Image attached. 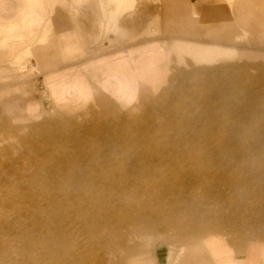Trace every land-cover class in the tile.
I'll return each instance as SVG.
<instances>
[{"label": "rangeland", "instance_id": "374dc122", "mask_svg": "<svg viewBox=\"0 0 264 264\" xmlns=\"http://www.w3.org/2000/svg\"><path fill=\"white\" fill-rule=\"evenodd\" d=\"M7 1L0 22H19L23 0ZM37 2L33 21L0 33V264H149L159 250L180 264L203 246L264 243V31L235 21L229 42L196 46L229 57L196 63L177 52L176 3ZM68 28L87 59L162 41L166 81L128 106L99 88L93 102L66 106L81 99L65 84L53 98V75L72 61L61 52ZM192 146L213 151L208 177L190 157L198 150L185 153ZM195 175L205 178L190 192Z\"/></svg>", "mask_w": 264, "mask_h": 264}, {"label": "crops", "instance_id": "0c3cea01", "mask_svg": "<svg viewBox=\"0 0 264 264\" xmlns=\"http://www.w3.org/2000/svg\"><path fill=\"white\" fill-rule=\"evenodd\" d=\"M123 1L124 6L129 4L132 7L134 3V0ZM7 2L6 4H9V0ZM37 3V0H23L20 21L8 24L0 22V33L4 32L3 29L6 33H12L33 21ZM174 3L178 5L177 52L191 55L196 63H212L229 57L228 50L196 46L214 45V41L208 37L219 35L229 42L234 36L235 21L240 22L243 28L255 30L259 35L264 31V0H168L167 2L169 5ZM168 10H172V7L168 6ZM219 28L223 32H218ZM146 31L155 34V30L151 28H147ZM60 37L63 44L62 59L72 61L68 66L60 69L63 72L53 75L52 79L55 82L52 92L53 98L60 100L58 87L65 84L71 95L81 96V99L74 103L65 102L68 107L83 106L93 102L98 88L128 106L139 99L143 87L158 88L166 81L168 69L165 63L169 59V50L160 40L142 41L87 59L84 57L87 53L86 46L80 40L77 30L68 28L61 32ZM26 93L28 94L26 97L30 99L38 95L36 88H27ZM28 106L37 105L28 104ZM103 108L107 111H115V107L107 101H103ZM224 243L228 251L207 249L203 246L202 252L188 254L180 264H263L264 243L250 241L237 247L225 241ZM149 264H169L165 251L159 250L153 262Z\"/></svg>", "mask_w": 264, "mask_h": 264}, {"label": "bare ground", "instance_id": "6f19581e", "mask_svg": "<svg viewBox=\"0 0 264 264\" xmlns=\"http://www.w3.org/2000/svg\"><path fill=\"white\" fill-rule=\"evenodd\" d=\"M243 122H244V120H242ZM221 130H229V131H235V132H240L242 129L241 128H238V127H233L232 125H222V127H221ZM230 133V132H229ZM231 134V133H230ZM235 137V136H234ZM239 142V141H238ZM228 143V142H227ZM236 144V143H235ZM241 144V143H240ZM243 145V144H242ZM214 146V145H213ZM195 149H197L198 151L195 153V152H193ZM202 150V151H201ZM191 152H193V155L192 156H190L191 158H192V160H193V162H194V164L195 165H198V166H200L201 168H203L205 171H204V173H206V177H208L211 173H212V171H213V168H210V167H206L205 166V164L203 163V158H205V155L206 154H212L213 153V151L212 150H209V149H205L204 147H203V149H200L199 147L198 148H196V147H189V151H187V152H185V153H187V155H189V153H191ZM88 158V157H87ZM216 161V160H215ZM72 163V162H71ZM105 163V162H104ZM216 164V163H215ZM219 165V164H218ZM134 166V165H133ZM193 170L192 169H190V173H192L193 174ZM217 174V173H216ZM201 175H203V174H201ZM224 176V175H223ZM205 178V176H200V175H195V176H193L192 177V179H193V181H192V186H191V188H190V192H196V184L198 183V182H201V180L202 179H204ZM106 187V186H105ZM106 198V197H105ZM68 199V198H67ZM85 201V200H84ZM171 201V200H170ZM107 202V201H106ZM76 224V223H75ZM75 227V226H74ZM84 227V226H83ZM67 240V239H66Z\"/></svg>", "mask_w": 264, "mask_h": 264}]
</instances>
